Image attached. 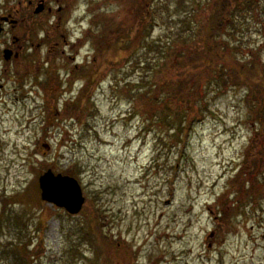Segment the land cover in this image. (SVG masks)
Wrapping results in <instances>:
<instances>
[{"label":"rangeland","instance_id":"1","mask_svg":"<svg viewBox=\"0 0 264 264\" xmlns=\"http://www.w3.org/2000/svg\"><path fill=\"white\" fill-rule=\"evenodd\" d=\"M18 1L0 0V13ZM134 1L68 0L72 22H82L75 33L70 27L73 40L82 37L78 60L89 61L88 74L81 68L71 77L82 87L88 81L77 98L76 84L55 94L61 85L55 69L45 91L33 66L18 69L19 81L10 74L15 68L0 76V264L15 263L8 249L25 251L29 264H264V127L255 126L264 84L235 85L230 78L221 84L210 74L198 86L193 125L178 144L175 118L188 104L176 106L169 96V108L156 84L180 69L171 58L137 55L140 38L132 33L129 39L114 33L117 25L134 29ZM210 2L143 0L145 10L153 7L164 19L150 39H166L190 9L196 12L190 29L198 31ZM104 16L117 24L107 34ZM236 18L243 46L233 57L229 48L237 42L220 35L228 57L239 64L258 52L264 64V0ZM147 86L159 97L148 102L157 106L155 115L145 106ZM47 170L77 180L85 199L79 213L41 200L38 177ZM81 233L93 234L92 241Z\"/></svg>","mask_w":264,"mask_h":264},{"label":"trees","instance_id":"2","mask_svg":"<svg viewBox=\"0 0 264 264\" xmlns=\"http://www.w3.org/2000/svg\"><path fill=\"white\" fill-rule=\"evenodd\" d=\"M151 1L154 3L156 0ZM257 1L258 0H211L209 3L210 16L208 21L199 27V33L194 29L193 31L190 29L196 15V12L193 9H190L187 16L179 22L180 24L174 26L173 29H170L167 32L168 35L166 39H162L161 37L150 39L153 26L158 22L163 23L164 19L163 15L157 12L153 7L149 11L145 10L142 5L143 0L134 1L135 12H133V15L136 21L134 29L130 28L126 31L121 25H113V20H110L106 16L102 19L104 24L107 25L103 26L105 34L112 32L110 30L113 29L110 28V26H116L114 30L116 37L121 38L127 36L129 39L132 33L137 36V38H140L136 47L141 49V51H139L137 55H143L144 57L147 53L150 54L152 52L153 55H159L162 62L171 58L172 66L175 69L177 67L180 69L179 77H161L160 82H158L159 84H156V90L160 95H164L166 99L165 104H167V106L169 96H172V98L178 102L176 106H179L178 104L182 102L188 104L183 109V112L175 118V121H177L176 131L178 134L176 140L178 141V144L186 139L187 133L193 125V120L190 119L192 117L190 107L195 103L194 97L197 94L198 86L200 83L202 84L205 79H208L213 75L217 78L216 80H219V83L222 84L225 83L227 78H230L231 82L235 85L249 83L255 88L262 85L260 82L264 84V64L260 63V58L257 55L258 52L255 53V58L252 57L250 60L241 61V63L238 64L237 61L228 57L226 53L228 51V42H224L220 39V35L226 33V35L233 39L231 45L237 42V45H232V47L229 48V53L235 57V55L241 51V47L243 46L241 40H236L235 38L236 33H239L241 29V25L237 24L236 14L239 13L243 17L245 14L250 15L256 10ZM96 17V19H98L99 15ZM193 40H196V42ZM188 43L193 44L192 48H187V46H184V49L179 48V45H187ZM190 44L188 45L191 46ZM123 50L129 51L128 49ZM159 66L161 65H157V68ZM147 89L148 91L142 93V95L145 94L148 99L145 106L147 105V108L151 109L152 115H155L157 113V106H152L148 102L157 101L159 97L156 95L157 92L153 87L147 86ZM168 107L171 108V106ZM139 114L144 115L140 110ZM256 119L261 125V130L264 127V104H261L257 108ZM165 123L168 122L165 121ZM172 123L173 122L170 121V124ZM252 164L254 165L253 162ZM238 174H241V177H244L243 170ZM252 179L256 180L255 177ZM256 183L262 184L258 180H256ZM254 192L256 193L257 189H255ZM92 229L93 234L98 236V238L103 237L98 224H94ZM91 235L88 233H81L80 238L85 242H91ZM105 237L104 241L110 243ZM111 249L116 252L118 251L119 246L111 245ZM73 252L77 256L78 252L76 248L73 249ZM8 253H10L15 260V263L12 264H29L24 259L25 256L28 258L25 251L17 253L13 249H8Z\"/></svg>","mask_w":264,"mask_h":264},{"label":"flooded vegetation","instance_id":"3","mask_svg":"<svg viewBox=\"0 0 264 264\" xmlns=\"http://www.w3.org/2000/svg\"><path fill=\"white\" fill-rule=\"evenodd\" d=\"M17 6L0 13V76L6 74L9 68H15L10 74L19 81L22 72L18 69L33 66L36 80L40 81L36 85L45 91L44 82L56 77V70V78L61 85L58 92L55 89V94L64 96L68 91L61 90L65 86H69L67 90H70L72 84H76L74 90L77 98L86 91L88 81L84 78L86 81L82 87L78 82L72 83L71 77L74 71L81 68L84 74H88L85 66L89 61L83 55L84 60H78V44L82 42V37L76 36L73 40L74 34L70 32L73 30L75 33L82 22H72L68 0H19ZM99 48L98 53L102 54L104 47ZM97 50L94 48L92 51L98 54ZM94 61L95 57H92L91 62ZM255 126L257 130L261 127L258 120Z\"/></svg>","mask_w":264,"mask_h":264},{"label":"water","instance_id":"4","mask_svg":"<svg viewBox=\"0 0 264 264\" xmlns=\"http://www.w3.org/2000/svg\"><path fill=\"white\" fill-rule=\"evenodd\" d=\"M38 186L41 200L63 208L70 215L81 211L85 199L75 178L54 175L52 171L47 170L38 177Z\"/></svg>","mask_w":264,"mask_h":264}]
</instances>
